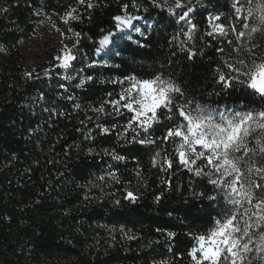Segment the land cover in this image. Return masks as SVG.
<instances>
[{"label": "trees", "instance_id": "1", "mask_svg": "<svg viewBox=\"0 0 264 264\" xmlns=\"http://www.w3.org/2000/svg\"><path fill=\"white\" fill-rule=\"evenodd\" d=\"M92 2L94 8L81 6V18L68 23L87 62L72 82L66 80L72 67L59 61L28 75L23 46L76 0H0V264H193L194 237L221 218L222 198L197 195H213L212 186L178 165L174 145L133 141L125 131L132 113L118 114L104 102L124 87L113 81L160 71L210 108H264V100L239 85L224 89L216 82L235 35L207 36L208 20L218 15L217 23L239 28L234 0H191L187 19L198 26L189 42L198 53L192 59L172 39L187 25L153 0ZM117 15L143 20L115 35L111 50L97 57L99 41L118 33ZM82 79L87 82L78 87ZM102 104L103 113L93 111ZM165 123L150 138L162 136ZM165 154L173 167L162 170Z\"/></svg>", "mask_w": 264, "mask_h": 264}, {"label": "snow or ice", "instance_id": "2", "mask_svg": "<svg viewBox=\"0 0 264 264\" xmlns=\"http://www.w3.org/2000/svg\"><path fill=\"white\" fill-rule=\"evenodd\" d=\"M153 3L175 16L176 23L185 22L186 30L181 28L172 39L187 51L189 59L196 56L194 44L189 46L198 32V26L187 19L192 11L188 6L191 0H153ZM81 6L92 9L96 5L92 0H76L75 6L70 5L66 10L63 22L79 20ZM232 8L239 28L236 24L226 27L217 23L221 19L218 15L208 20L211 30L207 36L227 38L229 32L235 35V42L228 40L231 46L228 59L222 60L223 66L218 65L215 70L216 82L224 89L239 85L264 100V0H234ZM113 19L120 29L132 25L139 17L117 15ZM181 35L186 39L181 40ZM242 40L246 42L241 43ZM99 44L101 48L107 45L108 36ZM101 48L96 49L97 53ZM55 59L60 62L59 66L67 67L75 57L66 48ZM91 79L88 77L87 81ZM87 81L82 79L77 86ZM113 82L124 87L117 99L104 103L118 114H123L121 109L132 113L125 128L134 133L132 140L140 144H156L157 140L172 143L178 165L212 186L213 195L205 192L197 195L223 200L221 218L205 234L194 237L195 243L189 252L193 264H264V108H210L187 98L181 86L160 71L151 73L150 78L127 75ZM178 97L182 98L180 102ZM93 111L103 113L104 105ZM163 121L167 123L162 136L150 138L156 131L155 126ZM102 131L107 133L109 129ZM141 133L145 137L138 139ZM161 151H156L152 158L154 166L161 160ZM162 159V170L173 167V158L168 154ZM126 198L135 199L131 192Z\"/></svg>", "mask_w": 264, "mask_h": 264}, {"label": "rangeland", "instance_id": "3", "mask_svg": "<svg viewBox=\"0 0 264 264\" xmlns=\"http://www.w3.org/2000/svg\"><path fill=\"white\" fill-rule=\"evenodd\" d=\"M133 21L140 22L139 19H134ZM69 28L68 24H65L61 17L54 16L47 19L38 35L23 46V52L26 57L24 69L28 74L49 69L51 62L58 61L55 57L63 54L67 48L72 50L71 54L75 59L71 61L67 67H61L65 70L72 67V70L66 78L67 81L75 82L79 80L82 67L87 65V62L83 51L78 48L77 36L72 29V31H69ZM125 28L127 27L117 28L118 33H113L108 37V39H111V42H108V44L102 48L101 46L99 47L101 50L97 53V57H101L111 50L113 37L115 35L119 37L121 35L120 33L124 32ZM136 31H138V28Z\"/></svg>", "mask_w": 264, "mask_h": 264}]
</instances>
